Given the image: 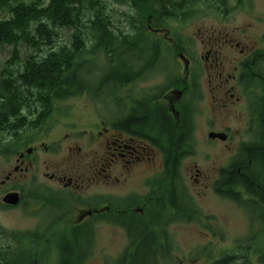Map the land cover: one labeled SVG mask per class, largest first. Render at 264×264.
Listing matches in <instances>:
<instances>
[{"label":"flooded vegetation","instance_id":"af4514ba","mask_svg":"<svg viewBox=\"0 0 264 264\" xmlns=\"http://www.w3.org/2000/svg\"><path fill=\"white\" fill-rule=\"evenodd\" d=\"M247 2L226 0V7L223 1L217 2V17L225 26L209 34L207 40L202 39L204 50L200 54L183 34L172 28L151 27V37L161 39V56L153 50H138L135 79L119 87L108 83L105 93L109 100H104L105 115L97 129L67 134L54 144L42 141L40 147L32 146L26 132L43 130L49 120L38 122L43 114L28 115L22 110L27 125L30 119L38 118L35 124L39 126L30 129L25 124L15 131L1 132L0 153L11 157L12 162L6 174L0 176V264H26V231L44 234L40 238L42 248L47 242L46 232L80 233L78 245L87 249L86 256L61 261L56 253L44 258L43 264H87L101 223L115 225L127 235L130 228L140 225L156 232L161 196L170 199L177 195L180 201L189 202L182 168L186 159L195 154L198 105L204 100L216 103L218 117V123H209L208 141L224 143L232 154L216 182L211 184L199 168L195 182L204 183L222 196L218 188L224 172L231 170L234 175L243 176L244 169L253 171L264 165V16L243 26L234 25L237 21L231 17ZM177 49V57L171 58ZM181 62L185 64L183 71ZM164 74L167 77L158 82L159 75ZM133 87L135 95H127L126 91ZM208 89L212 96H207ZM159 109L168 120L165 123L172 136L170 143L161 137ZM211 132L225 138L210 137ZM81 138L85 144L78 142ZM84 146L90 151L84 153ZM61 148L72 156L52 163L54 170L46 172L45 178L28 175L38 161L35 152ZM137 176L140 184L129 187ZM98 186L106 189L96 191ZM166 188L170 194H160ZM26 216L37 218L31 229H26ZM160 216H165L163 211ZM70 239L61 242L66 247L77 244L78 238L73 242ZM165 260L167 264L171 259L140 261L153 264ZM117 262L131 264L132 260L120 255Z\"/></svg>","mask_w":264,"mask_h":264},{"label":"trees","instance_id":"16d2710c","mask_svg":"<svg viewBox=\"0 0 264 264\" xmlns=\"http://www.w3.org/2000/svg\"><path fill=\"white\" fill-rule=\"evenodd\" d=\"M108 1L0 0V15L3 16L0 17V47L13 46L0 77V134L8 129L15 131L25 124L30 129L39 126L35 124L38 118L30 119L27 125L22 110L28 115L43 114L38 122L45 123L59 101L87 91L103 92L109 82L119 87L134 80L137 75L134 59L139 57L138 50H153L158 57L163 51L161 39L151 37L154 32L150 28H169V20L183 21L193 17L203 0H117L131 10L130 13L120 12L125 14V20L111 14ZM221 1L226 7V0ZM155 17L157 20L151 22L149 18ZM63 30L69 32V43L57 45ZM21 45L28 48L24 57ZM44 46L50 49L44 50ZM177 54L178 49L170 54L171 58L175 59ZM99 55L107 59V66L95 85L88 76L91 64ZM157 113L160 131H163L161 137L168 138L170 143L172 136L165 123L168 121L165 112L159 109ZM231 172H224L219 192L247 211L256 237L264 235V165L253 171L244 169L243 176ZM167 193L170 194L167 188L160 191V194ZM159 200V219L166 222L158 223L156 232L152 227L147 231L143 225L133 226L128 232L129 244L121 257L131 259V264H145L143 261L148 258H171V239L165 224L181 217L192 220L201 214L191 198L189 202H182L176 195L170 199L161 196ZM162 211L165 216H160ZM43 235L38 231L26 232V264H43L44 258L56 253L61 261L87 255V249L78 245L81 242L79 232H46L45 248L40 245ZM69 237L72 242L78 238L77 244L64 246L61 239ZM248 253H226L213 264H264V246L257 248L255 257Z\"/></svg>","mask_w":264,"mask_h":264},{"label":"rangeland","instance_id":"374dc122","mask_svg":"<svg viewBox=\"0 0 264 264\" xmlns=\"http://www.w3.org/2000/svg\"><path fill=\"white\" fill-rule=\"evenodd\" d=\"M218 1L203 0L197 6L196 14L193 17L183 21H168L170 29L172 28L175 32H179V34H183L192 40V44L199 54L202 50V39L207 40L209 34L213 35L221 29L222 25L225 26L217 17ZM246 1L248 2L238 8L231 16L237 21L233 23L236 26H243L248 21L255 20L257 22V16H264V0ZM108 2L111 14L118 19L125 20V14L122 15L120 12L130 13L129 7L124 4L121 5L117 0H109ZM233 4L234 2L231 3L232 7ZM0 17L3 16L0 15ZM69 39V32L63 30L56 44H68ZM43 48L44 50L50 49L48 46ZM12 50V45L0 47V77L7 60L11 57ZM27 50L26 46L21 45V56L24 57ZM106 62L107 59L103 55H99L90 66L91 72L88 77L95 85L101 79L107 66ZM175 66L179 67L177 64ZM180 66L182 67L181 71H183L185 64L181 62ZM13 67L16 68L17 64ZM166 77L167 74H164V76L159 75V78L157 76L158 82L164 81ZM120 93L123 94V91H120ZM96 94L98 96H95ZM126 94L134 96L135 88L127 90ZM207 96H212L209 89ZM104 100H109L106 93L94 90L91 93L87 91L80 96L59 101L56 103L53 116L50 117L46 127L40 131L29 130L26 132V139L30 140L32 146L40 147L42 141L47 144H54L58 138L63 140L67 134L84 133L85 130L97 129V125L101 123L105 115ZM215 106L216 103L213 100H204L198 105L200 115L197 118L194 134L196 141L195 154L186 159L182 168L185 179V192L190 195L192 203L199 209L201 214L192 220L181 217L169 221L167 231L171 239L172 258L168 260L170 263L167 261V264H207L226 253L234 252L238 254L249 252L248 254L255 257L257 248L264 246V235L260 234L257 236L258 238L256 237L255 229L252 227L249 214L245 209L230 199L219 196L213 188L206 187L204 183L195 182L194 176H196L197 168L202 173L204 172L205 176H208L207 180L211 184L216 182L221 168L229 165L232 154L230 148L224 143L208 141L209 123L211 121L218 123ZM78 142L85 144L82 138ZM83 150L86 153L90 151V148L84 146ZM67 155L72 156L64 148L61 151L40 149L34 153L36 160H38L36 167L28 175L45 178L46 172L54 170L52 163L63 162ZM11 162V157H6L0 153V176L6 174ZM137 177L131 180L129 187L131 185L137 187L140 184V176ZM117 188L118 186L113 189ZM105 189L102 186L96 187V191H104ZM170 217H173V215ZM74 220L75 218L71 222ZM36 221L37 218L26 216V229L29 227L31 229ZM165 222L164 219L160 220V223L164 224ZM95 241L93 254L89 257L87 264H116V259L129 244V237L121 228L101 223L96 229ZM161 264H166V260L162 261Z\"/></svg>","mask_w":264,"mask_h":264},{"label":"water","instance_id":"95a60500","mask_svg":"<svg viewBox=\"0 0 264 264\" xmlns=\"http://www.w3.org/2000/svg\"><path fill=\"white\" fill-rule=\"evenodd\" d=\"M216 136H219V137H224L225 138V136L224 135H222V134H216V133H210V137H216ZM32 149H29V152L31 151Z\"/></svg>","mask_w":264,"mask_h":264}]
</instances>
